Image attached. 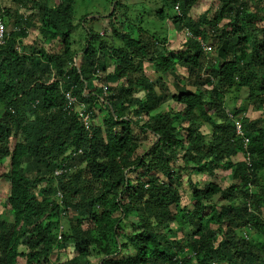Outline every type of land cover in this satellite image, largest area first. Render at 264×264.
Here are the masks:
<instances>
[{
  "label": "trees",
  "instance_id": "obj_1",
  "mask_svg": "<svg viewBox=\"0 0 264 264\" xmlns=\"http://www.w3.org/2000/svg\"><path fill=\"white\" fill-rule=\"evenodd\" d=\"M50 1L0 0V264H53L60 247L75 255L55 264H264V128L243 116L264 109V0H136L142 35L110 24V43L74 0ZM167 23L186 34L174 49Z\"/></svg>",
  "mask_w": 264,
  "mask_h": 264
},
{
  "label": "rangeland",
  "instance_id": "obj_2",
  "mask_svg": "<svg viewBox=\"0 0 264 264\" xmlns=\"http://www.w3.org/2000/svg\"><path fill=\"white\" fill-rule=\"evenodd\" d=\"M59 1V0H58ZM57 2V0H51L49 2V4L53 5ZM136 0H74V4L73 7L75 9V16H76V20L78 18H81L83 16L86 17V19L83 21V23H85L89 28H91L92 30L99 32L102 35H105L104 41H107L108 43L111 42L112 40V36H111V25L112 24L115 29L119 32V33H131V35L133 37H138L140 35H142L139 32H136L134 29L137 27H139V23H141V20L138 17V13H141L142 15H144V22H148L147 21V15L144 13V8L141 5L139 8V10L136 7L137 12L133 11V3H135ZM209 0H200L199 2H197V4L194 6L195 9V13H203V10H205L207 8ZM114 4L116 5H120L123 4L125 6H127L128 8H122L119 9L117 6L115 8V15L113 16L112 10H113V6ZM135 10V11H136ZM111 15V16H110ZM124 15H127L126 17H123ZM194 15V14H193ZM155 23V21H154ZM166 23V22H165ZM158 26L161 28L162 25L161 23H158ZM170 27L171 26V22H170ZM168 26L167 23V29H168V33H169V39L170 41H172V44H170L169 48L174 49L175 47L179 46V39H183V32L180 33L178 31H175L173 28H170ZM77 33H81L80 30L77 31ZM146 33V32H145ZM182 34V37H181ZM85 35V34H84ZM84 35H79L77 36L74 35L73 38V46L76 48V50H78L79 55L77 57V63H79V65L81 64L82 60L81 59V50H79L82 45L84 44ZM34 36V34H33ZM144 36V35H143ZM180 36V37H179ZM148 35H146L145 40H148ZM75 40V41H74ZM31 41V35L28 38V42ZM99 44V43H98ZM117 45H120V43H117ZM56 46V44L54 45ZM57 48V46L55 47ZM69 65V62H66V66ZM111 68L108 69V72L106 73V79L104 81H101L100 84L106 85L107 87H114L116 85V81L113 80L114 75L111 74ZM146 75L149 79H154L156 77V74H154L149 68H146ZM179 74H181L182 76L185 77V73L182 72V70L179 71ZM134 76H132L130 79L133 80ZM172 81L170 76H167V79H165L164 81ZM187 80H182V83H186ZM98 83H96L97 85ZM170 91H172V88H169ZM160 90L159 93L157 92V95L160 94ZM245 90H241L238 93V98L239 99H235V106H240V101L243 100L244 98H247V94H245ZM166 94V91H163L159 96H163ZM234 95V94H232ZM231 101L230 99H228V97L226 98V102ZM233 104V103H232ZM231 103H227L226 109H230V107L232 106ZM97 113V119L96 122H99L100 119H102V117L106 115L105 112L100 113L96 110ZM246 116L248 119L251 120H256V119H261V123L259 124L260 128H264V109L262 111L259 110H255V108H253V106H249L244 112H243V116ZM202 130L204 132L206 131H211V127L208 125H204L202 127ZM139 134V133H137ZM138 138L140 139V142L143 146V148H147V146L151 143L152 141V137L149 135H140L138 136ZM241 156H237L236 158H234L235 160L240 159ZM26 164V163H25ZM3 171V168L0 170V175ZM222 175V174H219ZM200 177H202V175H197L196 179H200ZM215 179H217V181L219 180V177H216ZM0 181H2L0 183V187L6 188L7 184L6 182H4L1 178ZM3 192V191H2ZM182 195L184 197L183 201H182V206H185L187 204V191H186V186H184V188L182 189ZM0 218L3 222L8 221L11 222L12 221V215L9 213V210L4 207V200H3V196L0 192ZM242 231V230H241ZM183 234L179 233V236L182 237ZM176 238V236H174V239ZM252 239L254 240H259V241H264V231H260L257 233H253L252 234ZM185 252H187V250H185ZM74 252L72 247H68V248H63L60 247V249H58L57 251L53 252L52 255L50 256V259L52 261L53 264H55V261H66L68 259H70L72 256H74ZM81 263H85V264H95V259L93 257H88V258H80ZM57 262V263H60ZM21 264H24V261L21 260L20 262Z\"/></svg>",
  "mask_w": 264,
  "mask_h": 264
},
{
  "label": "built area",
  "instance_id": "obj_3",
  "mask_svg": "<svg viewBox=\"0 0 264 264\" xmlns=\"http://www.w3.org/2000/svg\"><path fill=\"white\" fill-rule=\"evenodd\" d=\"M7 34H5V26L2 23V20L0 19V44L3 43L4 39L6 38ZM208 49V48H207ZM66 99L68 100V105L74 103V105L76 106V103L74 101V99L71 98L70 94H65ZM77 111H78V115L80 117V119L82 120L84 126L87 128L88 124H89V116L87 114L84 113L83 109L84 106L82 104L77 105ZM236 127H237V133L242 135L241 132L239 131L240 129V125L238 123H236ZM245 144L248 142L247 139L244 140ZM58 174V173H57Z\"/></svg>",
  "mask_w": 264,
  "mask_h": 264
},
{
  "label": "clouds",
  "instance_id": "obj_4",
  "mask_svg": "<svg viewBox=\"0 0 264 264\" xmlns=\"http://www.w3.org/2000/svg\"><path fill=\"white\" fill-rule=\"evenodd\" d=\"M176 10H177V7H176ZM175 9H174V11H176ZM5 40V39H4ZM3 43H4V41H3ZM2 43V44H3ZM101 86H103V88H104V91L102 92L103 93V95H105L106 93H107V89H106V85H101ZM226 111L229 113L230 111H231V108L230 109H226ZM230 117H231V115H230ZM236 123H238L239 124V120H237L236 121ZM236 123H235V125H236ZM240 125V124H239ZM236 130H237V127H236ZM238 131V130H237ZM239 131H240V129H239ZM242 134V133H241ZM238 135H240V134H238ZM245 140V139H244Z\"/></svg>",
  "mask_w": 264,
  "mask_h": 264
}]
</instances>
